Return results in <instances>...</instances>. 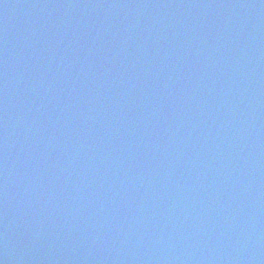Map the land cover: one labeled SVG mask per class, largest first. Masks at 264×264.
Wrapping results in <instances>:
<instances>
[{
  "label": "water",
  "instance_id": "water-1",
  "mask_svg": "<svg viewBox=\"0 0 264 264\" xmlns=\"http://www.w3.org/2000/svg\"><path fill=\"white\" fill-rule=\"evenodd\" d=\"M5 264H264V0H0Z\"/></svg>",
  "mask_w": 264,
  "mask_h": 264
},
{
  "label": "clouds",
  "instance_id": "clouds-1",
  "mask_svg": "<svg viewBox=\"0 0 264 264\" xmlns=\"http://www.w3.org/2000/svg\"><path fill=\"white\" fill-rule=\"evenodd\" d=\"M0 264H5V260L0 259Z\"/></svg>",
  "mask_w": 264,
  "mask_h": 264
}]
</instances>
